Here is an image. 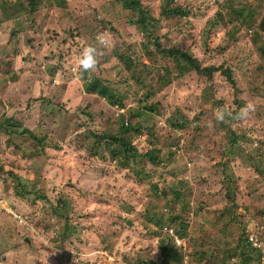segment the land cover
Here are the masks:
<instances>
[{
	"label": "rangeland",
	"instance_id": "1",
	"mask_svg": "<svg viewBox=\"0 0 264 264\" xmlns=\"http://www.w3.org/2000/svg\"><path fill=\"white\" fill-rule=\"evenodd\" d=\"M134 1L0 0V264H264V0Z\"/></svg>",
	"mask_w": 264,
	"mask_h": 264
},
{
	"label": "trees",
	"instance_id": "2",
	"mask_svg": "<svg viewBox=\"0 0 264 264\" xmlns=\"http://www.w3.org/2000/svg\"><path fill=\"white\" fill-rule=\"evenodd\" d=\"M124 4L126 6L131 5V8H133V11L135 9V10H137L139 12V15L137 16V23L141 26L142 30L148 31L149 25H150V27L154 25V22H153L154 21L153 20L154 18H153V16H151V15H149V13L143 11L142 8L139 6L138 2H136L134 0H124ZM167 12H168V8H164L162 10V13H160V14L162 16H164V13H167ZM173 13L178 14V13H180V11L177 10V9H175V10H173ZM179 15H182V14L180 13ZM217 15L220 16V14H217ZM263 23L264 22H262V24ZM167 52L173 54L172 57H174V58H176L178 60L179 59L180 60H183L185 62V65L188 64L199 75H207V74H210V73L214 72V68L213 67H203V68L200 67V65L197 63V61H195L193 58H191L186 53L177 52V51H173V50H170V51H167ZM224 73H226V76H227L228 80L230 82H233L232 81V78L230 76V72L229 71H225ZM91 83H92V85L91 86H88L87 88H88V90H93L94 91V89H92V88L98 86V83L97 82H91ZM5 119H7V120H5L3 123L5 125L10 124V119L9 118H5ZM174 126L177 127V128H180V129L183 127L182 124H180L178 122L177 123H174ZM127 128H128V126L127 127H124L122 125L119 128V130H118V134L119 135H123V132ZM137 128H135V130ZM132 131H134V129H132ZM21 132H23V131H21ZM24 133H28L29 135L32 134L31 131H29V130H24ZM118 134H117V136H118ZM103 135L104 134H101V135L95 137V140H96L95 141V144L98 143V142H100V139L103 137ZM92 136H93V134H92ZM109 136H110V134H109ZM111 141L114 142V143H116V144H118V146L120 148V150L118 148V152L119 151L120 152H123L121 154V156H124V158H123L124 160H127L130 156H132L134 158L135 157H138V158L140 157L139 159H142V155H144V157H147V158L150 159V161H153V163H156L157 162L156 159H157L158 155L162 152V150L160 148L154 147V148H151L150 150H146L145 152L138 153L137 150L136 151L134 150V148L131 145L130 141H127L126 142V141H124L123 139H121L119 137L110 136L109 137V141L103 143V145H106L107 146L108 153L111 154L114 158H116L117 155H114L113 152H112V150H111V148L109 147V144H110ZM66 205H67V203L62 204L61 207L64 208ZM76 229L77 228H75L72 225L69 226V225L66 224L64 226V230L65 231L66 230L76 231ZM67 239H69V238L67 237ZM169 252H170L169 255L172 254V255H174L176 257L178 256L176 254V252H173V251L171 252V250H169ZM164 256L167 257V254H164Z\"/></svg>",
	"mask_w": 264,
	"mask_h": 264
},
{
	"label": "clouds",
	"instance_id": "3",
	"mask_svg": "<svg viewBox=\"0 0 264 264\" xmlns=\"http://www.w3.org/2000/svg\"><path fill=\"white\" fill-rule=\"evenodd\" d=\"M97 42L100 44L101 48L108 47V41L103 38H98ZM100 54L102 53L95 45L87 46L84 49L81 58L78 60V65H79V69L81 70V73L90 72L94 70L98 64V56ZM250 111H254V105L250 103L246 105L245 108L241 109L240 113H238L235 117H232L231 112H226L224 110L217 109L215 111V119L217 120V122H223L226 117L234 118V119H243L248 115ZM170 238L173 239V236L171 235ZM177 239H179L182 242V240L179 237ZM174 244L176 247L180 248L182 247L183 242L182 245H178L176 244V242H174Z\"/></svg>",
	"mask_w": 264,
	"mask_h": 264
},
{
	"label": "built area",
	"instance_id": "4",
	"mask_svg": "<svg viewBox=\"0 0 264 264\" xmlns=\"http://www.w3.org/2000/svg\"><path fill=\"white\" fill-rule=\"evenodd\" d=\"M175 242H176V244H178V245H182V244H181L182 242H181L179 239H176Z\"/></svg>",
	"mask_w": 264,
	"mask_h": 264
}]
</instances>
